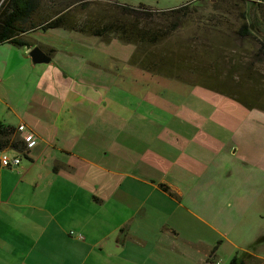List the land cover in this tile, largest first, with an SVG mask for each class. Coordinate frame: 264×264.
I'll list each match as a JSON object with an SVG mask.
<instances>
[{
  "label": "crops",
  "instance_id": "crops-1",
  "mask_svg": "<svg viewBox=\"0 0 264 264\" xmlns=\"http://www.w3.org/2000/svg\"><path fill=\"white\" fill-rule=\"evenodd\" d=\"M39 30L0 45V123L27 142L0 150L21 160L0 164V264H216L228 246L264 264V123L175 121L163 82L187 79L116 38Z\"/></svg>",
  "mask_w": 264,
  "mask_h": 264
},
{
  "label": "rangeland",
  "instance_id": "rangeland-1",
  "mask_svg": "<svg viewBox=\"0 0 264 264\" xmlns=\"http://www.w3.org/2000/svg\"><path fill=\"white\" fill-rule=\"evenodd\" d=\"M119 4L155 11H167L186 5L179 14L180 25L166 39L154 46H143L137 56H146V64L164 77L183 78L171 88L163 82V90L177 94L175 121L195 123L228 121H258L264 123V0H117ZM40 18H48L59 8H68L73 23L94 15L107 18L118 15L115 0H42ZM50 17V16H49ZM175 21L176 15L165 17ZM164 21L157 18L155 22ZM160 24H164L160 22ZM250 26V35H242L244 25ZM64 28L39 30L33 34L39 40H60ZM70 31V30H67ZM61 34H64L62 37ZM131 48H135L133 45ZM133 51V49H132ZM1 52V50H0ZM141 53V54H140ZM148 60V62H147ZM155 65V66H154ZM171 75V76H166ZM210 92V93H209ZM164 104L167 95L161 97ZM204 102V103H202ZM168 119V117H167ZM231 124V122H230ZM264 129H260V131ZM225 138H229L228 130ZM264 232V222L259 230ZM254 231V227L250 232ZM229 247V246H228ZM223 247L221 264H230L231 247ZM259 264L258 260H249Z\"/></svg>",
  "mask_w": 264,
  "mask_h": 264
},
{
  "label": "trees",
  "instance_id": "trees-1",
  "mask_svg": "<svg viewBox=\"0 0 264 264\" xmlns=\"http://www.w3.org/2000/svg\"><path fill=\"white\" fill-rule=\"evenodd\" d=\"M42 0H0V45L11 43L23 47L25 42L23 34L31 30L64 28L90 34L97 37L116 38L123 42L136 46L134 61L143 69L158 72L152 66L146 64L143 59L146 56H137L143 46H154L166 39L180 25L179 14L187 9V6L167 10L155 11L145 6L131 7L121 5L115 0V7L118 15L106 17L105 15H94L86 20L73 23L68 18V8H59L55 13L48 15V18H40L38 13ZM82 1V0H80ZM176 15L175 21H167L162 16L170 17ZM50 16V17H49ZM157 18L164 21L155 22ZM242 35H250V26L244 25ZM143 58V59H142ZM148 62V60H147ZM155 66V65H154ZM162 73V72H161ZM12 149L20 154H25L27 142L21 137L19 130L12 126L0 123V150ZM264 238L259 239L261 242ZM252 251V250H250ZM215 250H213L212 255ZM251 256L247 253L235 256L230 264H247Z\"/></svg>",
  "mask_w": 264,
  "mask_h": 264
},
{
  "label": "built area",
  "instance_id": "built-area-1",
  "mask_svg": "<svg viewBox=\"0 0 264 264\" xmlns=\"http://www.w3.org/2000/svg\"><path fill=\"white\" fill-rule=\"evenodd\" d=\"M33 145L32 142H29L28 146L31 147ZM21 160L18 156H9L6 152L0 151V164L3 167H15L20 164ZM216 264H221V263H216Z\"/></svg>",
  "mask_w": 264,
  "mask_h": 264
},
{
  "label": "water",
  "instance_id": "water-1",
  "mask_svg": "<svg viewBox=\"0 0 264 264\" xmlns=\"http://www.w3.org/2000/svg\"><path fill=\"white\" fill-rule=\"evenodd\" d=\"M30 56L34 64H48L51 62V58L39 47L33 48Z\"/></svg>",
  "mask_w": 264,
  "mask_h": 264
}]
</instances>
